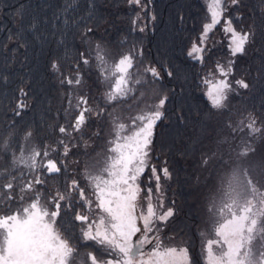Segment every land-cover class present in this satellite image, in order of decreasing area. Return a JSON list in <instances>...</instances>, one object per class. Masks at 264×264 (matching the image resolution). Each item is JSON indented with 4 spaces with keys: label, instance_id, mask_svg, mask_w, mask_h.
I'll return each instance as SVG.
<instances>
[{
    "label": "trees",
    "instance_id": "trees-1",
    "mask_svg": "<svg viewBox=\"0 0 264 264\" xmlns=\"http://www.w3.org/2000/svg\"><path fill=\"white\" fill-rule=\"evenodd\" d=\"M90 2L94 16L89 26L93 31L87 34L90 43H86L81 37L83 22L79 28L70 27L65 31L62 23L65 16H61L56 21L57 28L53 29L52 19L59 13L64 0H0V78L8 77L7 84L0 79V145L11 133V147L7 152L0 151V171H12L24 182L42 172L41 179L45 182L35 185L42 200L55 196L57 190L67 192L68 184L73 179L86 193L85 171L91 155L107 146V127L112 112H121L117 117L126 118L136 108V101L131 98L119 104L105 102L107 86L101 82L96 67V46L103 47L110 59H118L135 49L137 61H142L145 66H156L162 79L136 85L139 90L133 95L144 103L147 95L158 98L168 96L164 108L166 118L154 128L150 166L139 180L140 202L146 200L151 188L153 198L159 196L162 206L173 210V216L164 223H158L159 235L164 240L187 246L194 264H203L200 234L210 227L207 219L209 205L218 187L219 177L228 165L215 161L204 165L202 159L214 152L218 142L225 137L229 138L233 147L240 144L244 133H231L227 127L229 122L235 124L248 113H253L258 126H264V0H240L236 6L229 3L224 13L238 31L251 28L255 33L246 45L245 53L231 56L228 40L222 31V20L209 33L203 45L206 50L202 54V62L190 58L188 51L193 42L198 43L203 25L208 20L205 0H141V6L130 5L128 0H79L78 11L70 10L67 18L79 20L86 16ZM21 4L29 6L23 20L13 16ZM32 16L38 22L36 34L43 33L40 40L34 39L27 31L16 38L18 28H27ZM9 35L14 38L9 40ZM60 40L63 43H58ZM23 43H27V46L20 47ZM82 52L88 55L90 66L80 62ZM54 59L60 62L61 72L73 79V65L80 62L82 84L71 88L73 104L76 97L86 96L92 108L104 109L101 116L90 115L82 134L64 138L70 146L66 157L62 156L63 145L58 143L61 136L58 129L60 125H70L75 113L71 118H66L69 86L61 85L60 78L50 71V63ZM230 59L234 64L227 79L232 82L234 91L228 94L227 106L218 111L211 108L204 94L206 85L203 81L210 72H216L217 63L226 67ZM137 68L143 70L140 64H137ZM168 71H171V77ZM151 79L148 75L147 80ZM237 79H244L250 87L246 90L238 88L235 84ZM21 87L28 93L24 99L29 106L21 111L20 116H16L13 110L17 100L21 99L18 95ZM141 92L144 93L143 97ZM28 131L32 132V136L25 141L24 136ZM248 142L255 151L243 158V166L252 170L254 175L264 174V138L257 135L254 141ZM22 145L28 150L33 147L43 150L45 145H55L58 152L53 153L52 157L57 161H66L59 165L61 173L48 175L43 169L30 173L23 167L13 171L12 156L20 155ZM220 147L224 150V159L228 160V145L222 144ZM37 159L42 161L43 157ZM232 163H237L234 155ZM151 165L158 170L166 166L171 174L170 179L161 177L159 193L156 192ZM2 182L6 183V180ZM13 193L16 198L10 205L0 206V213L10 214L26 201V197L23 202L19 200V181ZM35 195L32 192L27 198H34ZM62 203L58 225L78 249L77 257L82 258L90 251L102 256L103 250L98 249L94 242L89 241L88 244L92 246L87 247L81 241V224L74 217L77 212L85 214L86 206L79 195H74L71 206L67 201Z\"/></svg>",
    "mask_w": 264,
    "mask_h": 264
},
{
    "label": "snow or ice",
    "instance_id": "snow-or-ice-1",
    "mask_svg": "<svg viewBox=\"0 0 264 264\" xmlns=\"http://www.w3.org/2000/svg\"><path fill=\"white\" fill-rule=\"evenodd\" d=\"M128 3L141 6V0H128ZM209 19L204 23L199 41L193 42L188 56L195 60L203 61L205 48L203 45L209 37V33L223 20L222 31L228 39V47L232 57L244 54L246 45L254 37L255 33L249 28L247 31H238L233 26V21L226 18L229 3L236 6L240 0H205ZM79 0H64L58 14L52 19L53 29L57 28L56 21L65 16L62 23L64 30L68 28H79L83 22L84 31L81 37L86 43H90L87 34L93 31L89 21L93 18L92 4L86 16L79 20H69L67 14L78 11ZM28 5L21 4L13 13L14 17L21 20L28 14ZM48 23L47 20L44 21ZM135 23V21H134ZM38 28L37 18L31 17L27 28L19 27L15 37L23 36L27 31L33 38L40 40L36 34ZM2 30V29H0ZM143 31V28L140 29ZM55 33L53 32V35ZM14 37L9 35L8 39ZM47 37H45L46 39ZM26 40V37H25ZM63 43V40L58 41ZM23 43L20 47H26ZM90 55V54H89ZM142 55V54H141ZM96 67L101 77V82L107 86L105 102L119 104L131 98L136 101L138 109L135 115L128 117L125 122L121 117L112 115L113 138L108 141V154L102 162L92 169H86L85 178L91 189L94 201L89 199L85 189L80 187L77 180L73 179L68 184L67 192L57 190L55 196H50L47 204L42 202V195L35 188L37 184H43L42 172L33 179L24 182L12 171H0V206L11 204L16 198L13 189L19 181V200L25 201V194L35 192L36 195L29 202L22 203L16 211L10 214L0 213V264H73L78 249L72 241L64 234L58 225L57 218L63 203L67 201L71 206L75 194L84 202L90 210L95 208L97 213L90 217L88 214L77 212L74 219L81 224V241L84 246L91 247L89 241L94 242L98 249L103 250L99 256L96 251L87 253V260L81 258V264H194L190 250L187 246L166 247L160 242L158 235L159 223L166 222L173 216V210L160 211V204L153 203L152 189H148L146 207L138 202L141 192L140 177L146 168L150 166V152L153 143L154 128L157 123L165 119L164 108L168 96L160 97L155 103H144L133 94L139 89L136 85L155 83L162 79L160 71L156 66L143 65L137 61L135 49L122 54L118 60L110 59L107 51L100 45L95 49ZM80 62L84 66H90L88 55L80 53ZM80 62L73 65L75 78L61 72L60 62L52 60L50 71L60 78L61 85H68V104L65 109L66 118H71L75 113L73 122L66 126H59L61 134L58 143L63 145L62 156L66 157L70 146L64 139L71 138L74 134H82L84 126L91 114L101 116L104 109L99 110L89 105L86 96L76 97L73 104L71 88L82 84ZM142 66V71L137 68ZM233 60H229L227 66L217 63L216 72L222 78H217L215 73L210 72L204 78L203 83L207 86L205 96L210 106L215 110H222L228 100V94L234 91L232 82L227 79L232 73ZM171 77V71H168ZM151 76V81L147 76ZM211 77V79H209ZM3 83H8V77L2 78ZM235 84L240 89H248L250 85L244 79H237ZM18 95L21 99L16 102L13 110L16 116L27 108L26 99L28 93L24 87L19 88ZM144 93L141 92V97ZM144 107L140 108V104ZM132 106H130V110ZM227 127L231 133H244L240 144L233 147L228 137L218 142L217 149L211 154H206L202 164L216 163L228 165L227 170L219 177L218 187L209 205V223L211 232H201V258L203 264H264V174L254 175L253 171L243 166L242 160L254 152L249 140L254 141L257 135L264 138V126H258L257 118L253 113L237 121L235 124L229 122ZM98 135V133H97ZM32 132L28 131L24 140L28 141ZM228 145V160L224 159L225 153L220 145ZM73 147L75 145H72ZM11 147V133L0 145V151L7 152ZM58 152L55 145H45L43 150L35 147L30 150L24 145L20 147V155L12 156L13 171L18 167L37 173L38 170H46L48 175L59 174L62 169L60 164L66 161H57L52 157ZM233 155L237 163H232ZM43 157L38 161V157ZM66 170V169H65ZM152 178L156 181V192L161 191V177L170 179L171 174L165 166L157 169L151 165ZM151 179V178H150ZM2 182V181H5ZM54 204L55 210L49 205ZM152 244L147 256L145 246Z\"/></svg>",
    "mask_w": 264,
    "mask_h": 264
},
{
    "label": "rangeland",
    "instance_id": "rangeland-1",
    "mask_svg": "<svg viewBox=\"0 0 264 264\" xmlns=\"http://www.w3.org/2000/svg\"><path fill=\"white\" fill-rule=\"evenodd\" d=\"M205 4H206V3H205ZM208 19H209V17H208ZM227 40H228V39H227ZM190 49H191V48H190ZM117 60H118V59H117ZM215 75H216L217 78H222V77L219 76V73H218V72H215ZM209 79H211V77H210ZM206 91H207V86L205 87L204 94H205ZM158 99H159V98H158L157 96L147 95V96H146V102H145V103L152 104V103H155ZM153 100H154V101H153ZM143 107H144V104H143L140 108H143ZM135 109H136V110H135ZM135 109H133L134 111H133L130 115H135L136 111H138L137 108H135ZM112 113L116 114V116H118L119 114H121V112H112ZM130 115L126 116V118H125V117H121V118H122L125 122H128V117H129ZM107 131H108V132H107V136L109 135V136H108V141H109L110 139L113 138V136H112V132H113L112 118L110 119V125L107 127ZM107 149H108V142H107V146H106L105 149H104V148H101L97 153L95 152L93 155H91V158H90V160H89L90 162L88 163L86 169H92V168H93L95 165H97L99 162H102L103 159H104V157L108 154ZM31 193H32V192L25 194L26 201H25L24 203L29 202L31 199H33V198H27L28 196L31 195ZM86 195L88 196L89 199H91V200L94 201L95 197L91 194V189H90V186H89V184H88V181H87V191H86ZM42 202L47 204L48 200H45V199H44V200H42ZM138 202H139L141 205H143V206L146 207V200L140 202V195H139V197H138ZM153 203H154V204H160V203H161V199L159 198V196L153 198ZM49 207H50L51 210H55V205H54V204L49 205ZM159 210H160V211H167L168 209H166L164 206H162ZM97 211H98V210L95 209V208H93V209L90 210V209L86 206V212H85V214H88V215H90V217H92V216H94V215L97 213ZM14 212H15V211H14ZM12 213H13V212H12ZM207 219L209 220V216L207 217ZM158 223H159V222H158ZM80 226H81V225H80ZM206 231L210 233V232H211V226L208 227V229H207ZM150 235H158L159 238H160V242L162 243V245H164V246H166V247H181V246H183V245H180V244H178V243H176V242H174V241H172V240H164V239H162V237L159 235V233H154V234H150ZM148 245H149V246H148V248H146V253H145L146 256H147L148 251H150V250L152 249V247H153L152 244H148ZM75 257H76V258H75V260L73 261V264H81V258H80V257H77L76 254H75ZM82 258H83L84 260H87V253H86V255H84ZM88 264H90V262H88Z\"/></svg>",
    "mask_w": 264,
    "mask_h": 264
},
{
    "label": "water",
    "instance_id": "water-1",
    "mask_svg": "<svg viewBox=\"0 0 264 264\" xmlns=\"http://www.w3.org/2000/svg\"><path fill=\"white\" fill-rule=\"evenodd\" d=\"M149 245H146L145 248H147Z\"/></svg>",
    "mask_w": 264,
    "mask_h": 264
}]
</instances>
